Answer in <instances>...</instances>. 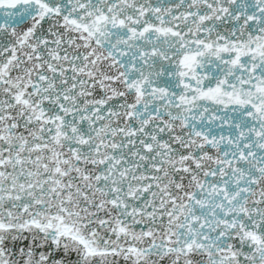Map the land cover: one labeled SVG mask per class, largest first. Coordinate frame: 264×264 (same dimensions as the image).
Segmentation results:
<instances>
[{"label":"snow or ice","instance_id":"snow-or-ice-1","mask_svg":"<svg viewBox=\"0 0 264 264\" xmlns=\"http://www.w3.org/2000/svg\"><path fill=\"white\" fill-rule=\"evenodd\" d=\"M0 264H264V0H0Z\"/></svg>","mask_w":264,"mask_h":264}]
</instances>
